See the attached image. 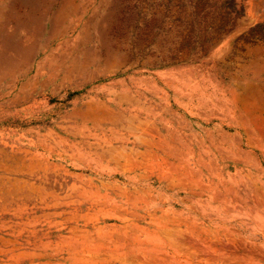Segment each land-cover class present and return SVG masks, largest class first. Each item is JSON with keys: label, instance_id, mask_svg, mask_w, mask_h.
Wrapping results in <instances>:
<instances>
[{"label": "rangeland", "instance_id": "rangeland-1", "mask_svg": "<svg viewBox=\"0 0 264 264\" xmlns=\"http://www.w3.org/2000/svg\"><path fill=\"white\" fill-rule=\"evenodd\" d=\"M0 264H264V0H0Z\"/></svg>", "mask_w": 264, "mask_h": 264}, {"label": "bare ground", "instance_id": "bare-ground-1", "mask_svg": "<svg viewBox=\"0 0 264 264\" xmlns=\"http://www.w3.org/2000/svg\"><path fill=\"white\" fill-rule=\"evenodd\" d=\"M39 48V47H38ZM47 50V49H46Z\"/></svg>", "mask_w": 264, "mask_h": 264}]
</instances>
